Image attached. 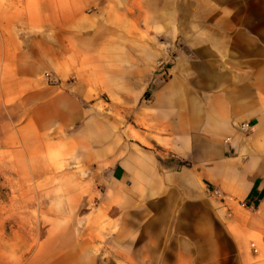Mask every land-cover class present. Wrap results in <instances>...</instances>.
<instances>
[{
  "label": "crops",
  "instance_id": "1",
  "mask_svg": "<svg viewBox=\"0 0 264 264\" xmlns=\"http://www.w3.org/2000/svg\"><path fill=\"white\" fill-rule=\"evenodd\" d=\"M0 190V264H264V0H0Z\"/></svg>",
  "mask_w": 264,
  "mask_h": 264
},
{
  "label": "rangeland",
  "instance_id": "2",
  "mask_svg": "<svg viewBox=\"0 0 264 264\" xmlns=\"http://www.w3.org/2000/svg\"><path fill=\"white\" fill-rule=\"evenodd\" d=\"M4 199V192L2 191V190H0V202H1V200H3ZM250 249L252 250V252L254 253V254H257L258 253V249L256 248V246L254 245V244H251L250 245Z\"/></svg>",
  "mask_w": 264,
  "mask_h": 264
},
{
  "label": "built area",
  "instance_id": "3",
  "mask_svg": "<svg viewBox=\"0 0 264 264\" xmlns=\"http://www.w3.org/2000/svg\"><path fill=\"white\" fill-rule=\"evenodd\" d=\"M47 77H49V74H46ZM240 131L247 132L249 130V126L247 124H241L239 126ZM244 207V205H242Z\"/></svg>",
  "mask_w": 264,
  "mask_h": 264
}]
</instances>
